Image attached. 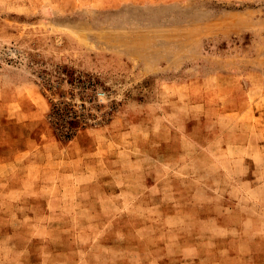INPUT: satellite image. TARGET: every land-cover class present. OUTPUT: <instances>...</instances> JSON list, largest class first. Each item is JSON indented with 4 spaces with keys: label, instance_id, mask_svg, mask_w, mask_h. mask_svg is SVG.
Instances as JSON below:
<instances>
[{
    "label": "rangeland",
    "instance_id": "374dc122",
    "mask_svg": "<svg viewBox=\"0 0 264 264\" xmlns=\"http://www.w3.org/2000/svg\"><path fill=\"white\" fill-rule=\"evenodd\" d=\"M0 222V264H264V0H0Z\"/></svg>",
    "mask_w": 264,
    "mask_h": 264
},
{
    "label": "trees",
    "instance_id": "16d2710c",
    "mask_svg": "<svg viewBox=\"0 0 264 264\" xmlns=\"http://www.w3.org/2000/svg\"><path fill=\"white\" fill-rule=\"evenodd\" d=\"M88 116L85 113H78L72 104L51 101L47 120L56 134L68 141L75 136L79 129L86 126Z\"/></svg>",
    "mask_w": 264,
    "mask_h": 264
},
{
    "label": "crops",
    "instance_id": "0c3cea01",
    "mask_svg": "<svg viewBox=\"0 0 264 264\" xmlns=\"http://www.w3.org/2000/svg\"><path fill=\"white\" fill-rule=\"evenodd\" d=\"M240 146H244V145H240ZM245 146H249V144H247V145H245ZM252 146H255V145H252ZM251 157H253V162L254 163H259V159H255L254 158V156H252V155H250ZM7 208V207H6ZM26 209H28V207H25L24 205H18V206H16V208H15V211L17 212V213H19V214H15V216L17 217V219L15 220V221H18V222H16L17 224L19 223V225H22V224H27V222H24V220H25V218L26 217H24V216H29V214H28V212H26ZM33 209H35V207L33 208ZM12 210H14L13 208H12ZM25 213H27L26 215H24ZM41 224V222H38V221H36L35 223H32V225H36V226H39ZM6 225L7 224H5L4 222H0V258H2L3 257V254H1V251H2V253H3V247H4V245H5V243H7V242H9L10 240V238H11V236H10V233L8 232V230L6 229V233H3V228H5L6 227ZM9 225V224H8ZM55 225V223H46L45 225H43V226H46V227H51V226H54ZM13 235V234H12ZM50 237V236H49ZM161 237V236H160ZM11 239H13V238H11ZM163 239H165V240H161V241H163V242H166V238H163ZM51 240H52V238H50V240H48L47 242L48 243H50L51 242ZM146 240H152L149 236H146ZM13 241V240H12ZM30 241V239H28V242ZM147 242V241H146ZM34 243V242H33ZM12 245H13V247L15 248V251H14V254L16 255V257L18 258H20V255L21 256H24L25 254H27V253H30L29 251H25V250H22V249H20L21 248V246H15V244L14 243H12ZM152 252V251H151ZM32 253H35V251L33 250V252ZM28 255V254H27ZM15 257V258H16ZM37 257V256H36ZM38 257H40V256H38ZM154 258H156V256L155 255H149V258H147L148 260H149V264H151V261L154 259ZM160 258H162V256L160 255L159 256V258L158 259H160ZM41 259V258H40ZM40 259H38L37 258V260L35 261V256H34V258L32 259V261H31V264H40ZM73 264H80L79 262H77V263H73Z\"/></svg>",
    "mask_w": 264,
    "mask_h": 264
}]
</instances>
